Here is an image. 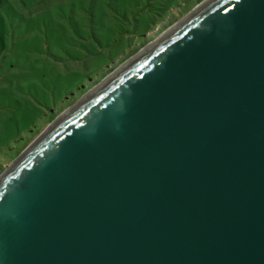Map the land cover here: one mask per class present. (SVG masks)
<instances>
[{"label":"water","instance_id":"1","mask_svg":"<svg viewBox=\"0 0 264 264\" xmlns=\"http://www.w3.org/2000/svg\"><path fill=\"white\" fill-rule=\"evenodd\" d=\"M0 264H264V0H209L0 176Z\"/></svg>","mask_w":264,"mask_h":264},{"label":"rangeland","instance_id":"2","mask_svg":"<svg viewBox=\"0 0 264 264\" xmlns=\"http://www.w3.org/2000/svg\"><path fill=\"white\" fill-rule=\"evenodd\" d=\"M209 0H0V176L66 111Z\"/></svg>","mask_w":264,"mask_h":264}]
</instances>
